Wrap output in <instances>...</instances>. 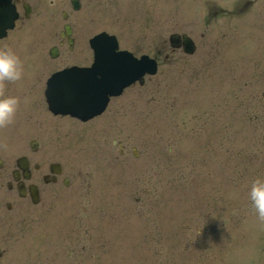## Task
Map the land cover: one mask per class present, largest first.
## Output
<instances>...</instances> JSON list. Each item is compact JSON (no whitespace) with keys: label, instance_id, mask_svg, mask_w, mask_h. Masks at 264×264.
Masks as SVG:
<instances>
[{"label":"rangeland","instance_id":"obj_1","mask_svg":"<svg viewBox=\"0 0 264 264\" xmlns=\"http://www.w3.org/2000/svg\"><path fill=\"white\" fill-rule=\"evenodd\" d=\"M80 2L68 9L73 49L47 55L61 19L42 16L49 28L30 33V48L43 56L37 62L30 54L32 78L22 73L24 80L0 84L3 95L19 99L15 84L24 83L30 133L21 142L36 138L33 160L61 166L57 182H41L37 204L18 200L16 233L0 229V264H26L18 242L36 236L41 248L30 246L32 254L44 258L47 245L52 258L31 264H264V222L247 198L251 180L264 177V0ZM101 29L115 33L121 48L155 57L156 72L90 120L47 117L43 79L87 63L86 38ZM170 32L190 35L195 51L170 49ZM98 128L109 131L106 156L89 153L98 166L88 154L76 163L75 152L89 148L82 135Z\"/></svg>","mask_w":264,"mask_h":264},{"label":"flooded vegetation","instance_id":"obj_2","mask_svg":"<svg viewBox=\"0 0 264 264\" xmlns=\"http://www.w3.org/2000/svg\"><path fill=\"white\" fill-rule=\"evenodd\" d=\"M63 3L66 0H60ZM10 3L14 6L17 13V17L13 22L10 32L8 29L3 37L0 38V47L7 46L10 49L17 48L19 41V33L25 36V40L30 42V10L33 11V5L30 0H10ZM27 43L25 44V46ZM30 45V43L28 44ZM29 112V110L27 109ZM29 115L25 114L23 108L17 109L13 122L11 124L0 127V203L3 199L8 198L10 203L5 205L7 212H13L17 210L18 204V189L17 184L22 180L24 184V171L16 166V161L12 156L3 155V146L12 143L13 139L18 137L13 134L14 129H23L29 124ZM5 129L6 132H3ZM28 156L26 158V169L28 171V177L30 180V150H28ZM2 214V211L0 209ZM10 215V213L8 214ZM7 215V216H8Z\"/></svg>","mask_w":264,"mask_h":264},{"label":"clouds","instance_id":"obj_3","mask_svg":"<svg viewBox=\"0 0 264 264\" xmlns=\"http://www.w3.org/2000/svg\"><path fill=\"white\" fill-rule=\"evenodd\" d=\"M22 72L21 61L16 53L7 46L0 47V84L19 80ZM18 103L16 96L0 94V127L13 122ZM247 198L257 219L264 222V177L256 176L251 180Z\"/></svg>","mask_w":264,"mask_h":264},{"label":"bare ground","instance_id":"obj_4","mask_svg":"<svg viewBox=\"0 0 264 264\" xmlns=\"http://www.w3.org/2000/svg\"><path fill=\"white\" fill-rule=\"evenodd\" d=\"M42 27H44V26H42ZM15 28V27H14ZM13 28V29H14ZM13 29H12V27L11 28H9V30H10V32L11 31H13ZM39 30H40V28H39ZM37 32H35V34H36ZM19 34H21V33H19ZM87 39V38H86ZM42 41V40H41ZM30 54H31V57L33 56V58L35 59V61H37V62H41V59H42V54H41V48L39 47L38 48V50H37V48H30ZM144 75H142V77H143ZM44 81H45V78L43 79V83H42V88L44 87ZM137 81V80H136ZM133 83H135L134 81L132 82V84ZM130 86V85H129ZM124 89H122L121 90V92L123 91ZM121 94V93H120ZM119 94V95H120ZM116 97H118V96H114V97H112V98H116ZM108 103V102H107ZM119 118H122V120H127V121H130L131 123L134 121V117L132 116V115H124V116H120ZM125 118V119H124ZM121 121V120H120ZM124 122V121H123ZM124 124V123H123ZM107 130V129H106ZM105 129H102V128H98V129H94V130H88V131H86V133H85V135L83 136L82 135V137H81V139L83 138L84 140H85V143H86V146L87 147H89L88 149H83L84 151H82L81 149H79L78 151H76L75 152V157H74V160L75 161H77L76 163H78V162H80V159H82V158H84V156H85V154H88L89 155V153L90 154H93V155H101L102 157L103 156H106V152H103L104 151V149H105V146L103 145L104 144V142H102L103 141V136H105L106 134L108 135V133H109V131L107 132ZM2 131L3 132H6V130L5 129H2ZM127 131H131V128H127ZM60 135V134H59ZM61 136H63V135H60V138H61ZM69 137H73V134H71V135H69ZM62 140H63V138H61ZM69 139V138H68ZM94 150H97V152L96 151H94ZM87 158L89 159V161L90 162H93L94 163V165H96L97 163H99L98 162V159L96 158V157H94V156H92V155H89V156H87ZM88 161V160H87ZM88 161V162H89ZM96 166H98V165H96ZM43 174L45 173V174H49V173H47L48 171H46V169L45 170H40ZM53 176V175H52ZM41 182L42 183H45V182H43V180H40L39 181V184H41ZM22 189L24 190V191H26V186L25 185H22ZM7 223L8 224H3V223H0V229L1 230H3L6 234H8L9 236H12L13 234H15L16 232L14 231V229L13 228H15V230L17 231V227H16V225L15 226H13L12 224H11V222H9V221H7ZM6 229L7 230H10V231H12V233H10V232H8V231H6ZM56 229V228H55ZM41 231H44V228H42V230ZM41 231H39V232H41ZM54 232H55V230H54ZM56 234H58V232H55ZM38 236H36L35 238H32L31 239V241H32V243H30V240L29 241H27V244L28 245H26L25 244V242L24 241H22V242H18V249H22V250H26L25 252H22L23 254H26V257H25V259H27L26 261H27V263L26 264H31V262H33L32 261V259H34V260H36V258H38V259H40V261L41 262H45L46 260H47V258L49 257V256H51V258H52V255H49L48 257L46 256V254H47V250H48V246L46 245L45 246V249H41V250H39V251H44V254H45V257L44 258H41L40 256H38V255H34V254H32V251H30V248L32 247V248H41V243L39 244V243H36L37 241H38ZM39 244V245H38ZM31 246V247H30ZM38 251V252H39ZM37 252V253H38ZM36 253V254H37ZM3 255V254H2ZM2 255H1V253H0V257H2ZM19 256H22V254H21V252H19ZM23 260V258H20V260H19V262H18V264H22V261Z\"/></svg>","mask_w":264,"mask_h":264},{"label":"water","instance_id":"obj_5","mask_svg":"<svg viewBox=\"0 0 264 264\" xmlns=\"http://www.w3.org/2000/svg\"><path fill=\"white\" fill-rule=\"evenodd\" d=\"M178 36L176 34H173L170 36V39L173 40V39H177ZM183 45H184V49L185 50H189L190 47H191V42H190V39L187 38L186 36H183ZM139 75V74H138ZM137 75V76H138Z\"/></svg>","mask_w":264,"mask_h":264},{"label":"snow or ice","instance_id":"obj_6","mask_svg":"<svg viewBox=\"0 0 264 264\" xmlns=\"http://www.w3.org/2000/svg\"><path fill=\"white\" fill-rule=\"evenodd\" d=\"M102 57H103V53H102ZM101 78V74L98 72L96 73V79L99 80Z\"/></svg>","mask_w":264,"mask_h":264}]
</instances>
